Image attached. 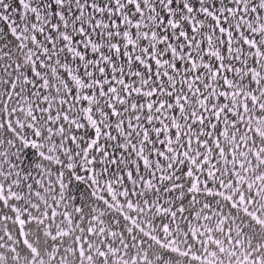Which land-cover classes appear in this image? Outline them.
Listing matches in <instances>:
<instances>
[{"label": "snow or ice", "instance_id": "snow-or-ice-1", "mask_svg": "<svg viewBox=\"0 0 264 264\" xmlns=\"http://www.w3.org/2000/svg\"><path fill=\"white\" fill-rule=\"evenodd\" d=\"M0 264H264V0H0Z\"/></svg>", "mask_w": 264, "mask_h": 264}]
</instances>
